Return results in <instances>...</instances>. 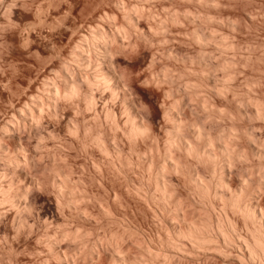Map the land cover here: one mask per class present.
<instances>
[{
  "label": "rangeland",
  "instance_id": "374dc122",
  "mask_svg": "<svg viewBox=\"0 0 264 264\" xmlns=\"http://www.w3.org/2000/svg\"><path fill=\"white\" fill-rule=\"evenodd\" d=\"M96 30L114 38L118 94L95 87L92 107L58 98L34 123L28 108L47 102L64 65L92 72L73 56ZM130 113L147 134L130 135ZM168 113L187 142L203 147L200 127L210 150L222 138L233 156L168 149ZM0 143V184L20 196L0 204V264H255L228 202L239 191L264 211V0H0ZM221 167L222 198L204 196L192 177L212 184ZM229 222L230 243L216 232ZM191 225H209L213 243L180 235Z\"/></svg>",
  "mask_w": 264,
  "mask_h": 264
},
{
  "label": "bare ground",
  "instance_id": "6f19581e",
  "mask_svg": "<svg viewBox=\"0 0 264 264\" xmlns=\"http://www.w3.org/2000/svg\"><path fill=\"white\" fill-rule=\"evenodd\" d=\"M129 21L133 22L132 18H129ZM96 31L91 34V36H90L91 39L89 38V40H88V42L89 41L90 42L87 43L89 45L85 44L86 47L88 46L90 48H87V50L83 49L84 48V47H82L83 45H81L79 47V49H77L78 47H76V49H77L76 51L78 53L77 54L75 53L76 55L74 54V56H76V57L73 56V61L78 64V67H80L81 69L91 70L92 72L83 74L80 77L75 78L74 75L69 71L68 66L64 65L65 71L64 70L63 71L65 72L64 73L65 75H63V77H61L62 83L61 84L54 83L52 85L51 91L49 92L50 94H49V97L47 99V102L42 101L43 100L42 99L43 96H42V98L38 97L34 101V104L32 105V107H29V108L27 107L28 111H32V109H33V111H34V109L36 111V113H35V111L34 112L32 111V114H30L31 112L29 113L27 111V113H29L28 116L31 115L30 118L34 123H37L39 121V115L44 111V109L46 107L52 108L55 105V101L58 98L73 99V98H77L83 94L86 105L88 107H92L95 104V97L93 94V89L95 87L108 89L111 91V93L113 95L118 94L117 92H118L120 87H119V84H118V81L116 78V73L114 72L113 66L111 63V51L113 49L111 50L110 44L113 42L114 38L110 37L107 34V32L105 33L103 31L102 32L101 31L96 32ZM85 41H87V37H86ZM95 52H98L100 54V56L98 55L100 58H98V56L96 55L97 59H100V62H97L99 60H96L95 64H92L91 60L89 59V55H90L89 53L93 54ZM112 52H114V51H112ZM86 53H88V54H86ZM98 53H96V54H98ZM86 55H88V56H86ZM91 59H92V57H91ZM103 62L108 65V66H106L107 68L105 66H103L104 64L102 65ZM119 79H120V77H119ZM83 86L87 87L86 91H83ZM26 116L24 115L22 117L26 118ZM168 116H170L174 122L173 130L170 132V137H169V141H168V149L173 148V147H179V148L183 149L187 155L193 156L196 159H198L199 161L211 162L213 164H218L219 160L221 161L222 159L223 160L228 159V158L233 156V150L228 145L224 144V140H222V138L220 140L217 139V140H219L217 145H216L218 150H219V155H216L212 150H210L209 147L213 146L212 140L205 134V132L203 130L200 129V127L196 129L195 134L197 135L198 138H201V140H203V147L200 149V148L194 146L192 143L187 142L182 137L183 134L182 135L180 134V127H179L178 120L176 119V117L174 115H170L169 113H168ZM144 117L145 116H143V119H144ZM25 118H22L23 121ZM17 121L19 123V120H17ZM129 124H130L129 133L131 136H134V137L143 136V135L147 134V132H148V129L142 123L137 121L136 116L132 113H130V116H129ZM15 125H16V123H15ZM18 126H19V124H18ZM6 127L7 126H4L3 128L6 129ZM6 130H8V129H6ZM6 130H5V132H6ZM9 130H10V128H9ZM12 133H14V132L12 131ZM95 139H96L97 143H100L99 138H95ZM102 140H104V139H102ZM0 155H1V153H0ZM13 158L14 159L12 161L14 164L17 165L18 163L21 162L19 158H17V157H13ZM168 158H169V154L167 153L166 160ZM25 161H26V159H25ZM27 161H29V159ZM20 164H23V163H20ZM27 164H29V163L27 162ZM170 167L174 170H176V169L178 170L179 165L177 163L171 162ZM164 170H165L164 166L159 168L157 175H156L157 176L156 181H157V186L161 190V194H162L161 198H163V200H168L170 198V195L168 193V190H165V187L163 184L164 183L163 182L164 181L163 180ZM213 172H214V175L216 178L212 184L206 183L202 179H199V178L197 179V178L192 177V180L194 181L197 189L204 196L207 197V196L213 194V196L215 198H219V197L222 198L223 195L219 192V189L228 187V184L224 178V169H223V167H221L220 171L218 173L215 171H213ZM0 175H1L0 176V178H1L2 174H0ZM3 180H4V178H3ZM1 185L2 184H0V204L6 203V202H11V204L14 203L13 205H15V201H14L15 196H17L18 199L20 198V196L19 197H18V195L13 196L14 192L12 193L10 191V190H13V189H11L10 186H9V188H4L6 185L4 187H3L4 184L2 186ZM212 186L214 187L213 193H212ZM26 193L28 195V192H26ZM21 196H23V194ZM17 202H16V204H17ZM228 206L230 207V209L233 212L239 213L242 216V218L246 222V225L249 224L248 231H249L250 237L249 238H243L244 236L243 237L240 236V240L242 241V244L247 251L248 259L255 264H264V211L262 213H260L258 208L254 204L249 202L248 197L245 196V194L243 192H239V191L231 193V196H230L229 202H228ZM229 223H230L229 226L231 225L230 226L231 228L229 227L230 232L225 231L224 226L221 223H218L216 226L217 234L220 235L223 239H225L228 243H230L233 240V235H236L235 228L233 227L231 222H229ZM212 230H211L209 225L205 226V227H199L197 225H191L188 232H186V233L180 232V235L190 237V239L193 242H195L196 244H198L200 247H207L213 243L212 237H214V235L212 236V232H213ZM227 233H230L232 235H230V234L228 235ZM232 246H234V245H232ZM242 257H244V256H242Z\"/></svg>",
  "mask_w": 264,
  "mask_h": 264
}]
</instances>
